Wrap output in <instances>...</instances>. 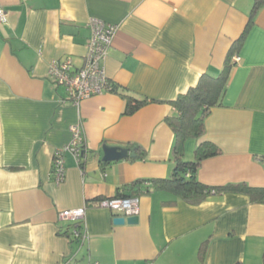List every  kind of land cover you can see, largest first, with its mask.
Segmentation results:
<instances>
[{"label":"crops","instance_id":"0c3cea01","mask_svg":"<svg viewBox=\"0 0 264 264\" xmlns=\"http://www.w3.org/2000/svg\"><path fill=\"white\" fill-rule=\"evenodd\" d=\"M253 4L0 0L7 16L0 21V264H264V204L244 194L214 189L200 205L171 204L174 195L147 191L146 184L136 225L117 226L121 215L86 208L83 244L71 242L73 227L60 218L135 181L172 175L175 137L166 122L176 111L172 102L203 75H220ZM92 19L117 27L105 61L109 79L120 93L153 101L132 116L123 115L126 101L116 91L76 105L49 77L54 60L83 66ZM236 56L241 61L233 62L222 104L205 119L202 140L220 154L201 163L198 179L212 188H264V5ZM75 125L86 141L87 167L66 153V178L57 185L54 153L71 143ZM105 145L140 150L135 158L103 163ZM198 145L187 142L186 159Z\"/></svg>","mask_w":264,"mask_h":264},{"label":"trees","instance_id":"16d2710c","mask_svg":"<svg viewBox=\"0 0 264 264\" xmlns=\"http://www.w3.org/2000/svg\"><path fill=\"white\" fill-rule=\"evenodd\" d=\"M264 5V0H254V4L250 13V21L241 35V37L234 43L228 56L226 58L225 65L218 77H212L210 75H203L196 87L189 89L185 94H181L177 97L172 105L175 108V113L166 118L167 124L172 128L174 132V146L173 156L175 167L172 175L167 179H152V180H138L133 184L120 188L114 197L110 198H129L139 197L143 192L142 186L150 184V188L154 190L168 191L176 197V200L171 204L177 203V199H180L190 205L202 204L212 193L213 190H217L218 193H236L244 194L250 198L253 204H264V188L252 187L244 183L230 184L224 187H208L204 185L198 179V170L201 163L207 159L220 154L219 149L211 142L202 140L205 135V119L209 116L212 108L220 106L222 99L227 89V84L231 75L232 68L234 67L233 58L239 49L242 47L251 27L254 25V17L258 10ZM116 93L120 94L125 101L126 106L123 115L132 116L143 107L153 103L148 99H137L133 96L125 93H120L118 87L115 86ZM190 140L199 141L194 158L192 160L186 159L185 148L186 144ZM134 150H140V147H134ZM89 152L84 151L83 159L79 162V167L82 170H86L87 159ZM144 152L137 158L143 159ZM134 188H139L138 191H134ZM105 197L95 198L86 201V208L91 206H97L99 202ZM69 227H75L79 231L83 229L81 223H71ZM72 231L70 233L71 242L77 241V238L72 237ZM206 243L203 244L200 251V260H203L205 253ZM64 264H71L69 261Z\"/></svg>","mask_w":264,"mask_h":264},{"label":"built area","instance_id":"2783aa9c","mask_svg":"<svg viewBox=\"0 0 264 264\" xmlns=\"http://www.w3.org/2000/svg\"><path fill=\"white\" fill-rule=\"evenodd\" d=\"M0 21L7 22V16L3 8L0 7ZM91 30V37L87 44V53L85 62L80 68H76L71 59L54 60L49 65L48 74L54 83L66 90V99L76 105L83 100L99 96L105 93H114L116 91L114 83L109 79L105 61L112 46L113 38L117 27L99 19H92L88 23ZM240 62L241 58L236 56L233 62ZM72 141L63 148L57 149L54 153L52 177L54 183L62 184L66 178V168L64 156L71 153L77 164L83 159L86 151V141L83 136L82 128L79 125L71 127ZM99 208L108 209L121 217H132L139 215L140 198H108L98 204ZM86 207L80 209L67 210L60 213L62 220L70 223H81L83 229H72V237L77 238L78 242L86 241L85 232ZM75 264H93L91 262H78Z\"/></svg>","mask_w":264,"mask_h":264},{"label":"water","instance_id":"95a60500","mask_svg":"<svg viewBox=\"0 0 264 264\" xmlns=\"http://www.w3.org/2000/svg\"><path fill=\"white\" fill-rule=\"evenodd\" d=\"M103 163L119 162L129 158H135V151L123 147H112L109 145L103 146ZM139 222L138 216L126 217H116L114 219V224L117 226H124L125 224L136 225Z\"/></svg>","mask_w":264,"mask_h":264},{"label":"rangeland","instance_id":"374dc122","mask_svg":"<svg viewBox=\"0 0 264 264\" xmlns=\"http://www.w3.org/2000/svg\"><path fill=\"white\" fill-rule=\"evenodd\" d=\"M187 160H190V159H187ZM80 248V246H78ZM84 252V251H83Z\"/></svg>","mask_w":264,"mask_h":264}]
</instances>
